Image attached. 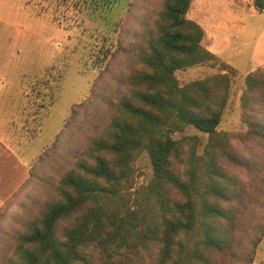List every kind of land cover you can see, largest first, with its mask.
I'll return each mask as SVG.
<instances>
[{
    "label": "trees",
    "instance_id": "trees-1",
    "mask_svg": "<svg viewBox=\"0 0 264 264\" xmlns=\"http://www.w3.org/2000/svg\"><path fill=\"white\" fill-rule=\"evenodd\" d=\"M120 1L85 0L105 20ZM190 1L162 0L135 32L129 51L137 66L110 102L101 130L73 153L53 196L23 228L3 238L0 264H218L214 255L232 249L230 233L245 195L231 171L245 162L215 129L229 75L184 84L174 75L215 60L201 44L203 28L186 15ZM263 3L254 0L260 9ZM118 19L110 24L117 26ZM104 44L98 51L107 54ZM95 63L99 68L101 62ZM257 73L245 82L263 99L264 80ZM254 100L243 103L257 133L247 113ZM186 126L208 134L201 155L195 151L197 136H176ZM140 152L147 154L151 178L132 193V163ZM2 215L1 206L0 220Z\"/></svg>",
    "mask_w": 264,
    "mask_h": 264
},
{
    "label": "rangeland",
    "instance_id": "rangeland-1",
    "mask_svg": "<svg viewBox=\"0 0 264 264\" xmlns=\"http://www.w3.org/2000/svg\"><path fill=\"white\" fill-rule=\"evenodd\" d=\"M161 2L121 0L105 20L85 0H0L1 252L3 238L23 228L24 220L53 196L73 153L101 130L110 102L137 66L129 51L135 32ZM186 15L203 28L201 44L215 60L174 75L179 84L229 75L215 129L245 162L231 171L245 195L230 233L232 249L214 256L218 264H264V98L248 91L245 82L252 71L264 80V6L256 7L254 0H191ZM114 19L117 26L110 24ZM104 41L107 54L98 51ZM95 61L101 62L99 68ZM247 97H257L247 110L257 133L245 118ZM181 135L197 136L195 151L204 153L207 133L186 126L176 134ZM132 164L134 193L151 178V166L145 152Z\"/></svg>",
    "mask_w": 264,
    "mask_h": 264
}]
</instances>
